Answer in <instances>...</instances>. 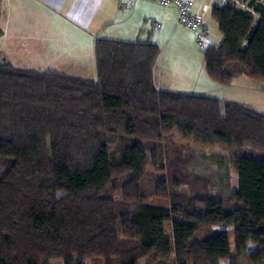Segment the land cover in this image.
Segmentation results:
<instances>
[{"label":"trees","instance_id":"16d2710c","mask_svg":"<svg viewBox=\"0 0 264 264\" xmlns=\"http://www.w3.org/2000/svg\"><path fill=\"white\" fill-rule=\"evenodd\" d=\"M242 1L252 11L232 1L211 10L221 40L203 50L204 64L222 84L238 74L264 81V5ZM158 51L149 40L98 38L95 79L0 60V264H264V159L242 153L264 152V112L158 89ZM175 134L233 153L238 184L227 200L179 191L175 178L147 182L168 170L161 145ZM178 175L201 183L186 166Z\"/></svg>","mask_w":264,"mask_h":264},{"label":"crops","instance_id":"0c3cea01","mask_svg":"<svg viewBox=\"0 0 264 264\" xmlns=\"http://www.w3.org/2000/svg\"><path fill=\"white\" fill-rule=\"evenodd\" d=\"M229 1L195 0L194 9L203 13L209 28L212 25L210 31L214 41L218 36L213 29L220 40L221 34L211 15L212 7ZM124 2L127 0H0V35L9 31L22 34L35 48L45 50L46 55L52 50L53 64L83 66L78 71L59 70L83 78H96V39L135 41L145 33L146 36L140 40H149L159 48L152 72L158 89L237 101L219 94L233 83L245 82L251 86L249 81H257L245 74L236 75L229 84L219 83L210 77L203 54L197 50L195 34L178 23L175 6L164 7L142 0L132 7H122ZM256 2L264 5V0ZM165 48L167 51L164 53Z\"/></svg>","mask_w":264,"mask_h":264},{"label":"rangeland","instance_id":"374dc122","mask_svg":"<svg viewBox=\"0 0 264 264\" xmlns=\"http://www.w3.org/2000/svg\"><path fill=\"white\" fill-rule=\"evenodd\" d=\"M212 28V25L210 26ZM209 28V29H210ZM214 33L218 36V39L213 41L212 44H217L220 41L219 34L213 29ZM146 34L140 35V39H143ZM127 41V40H126ZM132 41V40H131ZM166 42H164L165 44ZM168 48V45H164ZM197 50L200 54H203V50L199 48L196 43ZM164 49V53L167 49ZM163 55H166L164 54ZM52 50L46 55L45 50L35 48L30 39H26L22 34L18 32L9 31L6 34L0 35V60L4 62L12 63L16 67L24 68H54L61 70V68L68 69H80L83 66L79 65H67L63 66L60 64H53L51 62ZM203 56V55H202ZM93 65V64H92ZM91 68L94 67V65ZM159 65L156 68V74L159 71ZM85 68V67H84ZM95 68V67H94ZM94 68H92L94 70ZM95 77V76H93ZM250 84L233 83L227 86L226 91L224 90L219 94L220 97L233 98L239 102L251 105L253 108L264 112V81H249ZM162 163L167 164L166 168L168 170L157 171L156 173L151 172L149 177L154 175L156 178L164 177L168 180L175 178V180L180 181L178 190L185 193H200L206 194L210 197L228 199L231 193L236 189L238 184L237 173L231 162V157L233 153L227 149L219 146H202L200 144L194 143L193 140L181 138L178 134L165 138L162 141ZM243 155L264 159V152L256 150L250 147H245L243 150ZM170 159V161H169ZM177 160V161H176ZM169 161V162H168ZM176 162V163H175ZM177 165V166H175ZM181 166H186V171L192 175L191 178H200L201 183H195L194 186L183 183V176L178 175L181 170ZM151 170V166L148 167ZM185 172V169H182ZM206 190V192L204 191ZM64 193L58 192V195H63ZM149 201L168 205L169 201L166 199H161L151 196ZM228 202V201H227ZM227 205H230L228 202ZM237 203H232V206H236ZM166 237L173 241L171 221L165 225ZM204 235V230L200 231L197 237H202ZM229 242L233 249L234 235L233 232H229ZM54 263L60 264L61 260H54ZM144 260L139 261L138 264H144ZM87 264H103L101 259H94ZM149 264H156L155 261L150 260ZM237 264H252L246 256H241L237 258Z\"/></svg>","mask_w":264,"mask_h":264},{"label":"built area","instance_id":"2783aa9c","mask_svg":"<svg viewBox=\"0 0 264 264\" xmlns=\"http://www.w3.org/2000/svg\"><path fill=\"white\" fill-rule=\"evenodd\" d=\"M138 1L142 0H127L121 4L122 7H132ZM154 2L161 6L167 7L173 5L177 9V21L182 26L190 29L195 34V40L200 49L205 50L212 45L213 38L209 27L206 25L205 18L202 12L194 9L195 0H145ZM245 10L252 11L247 3L242 0H230ZM156 27H159L156 24Z\"/></svg>","mask_w":264,"mask_h":264}]
</instances>
